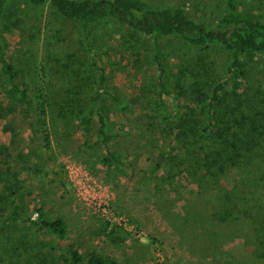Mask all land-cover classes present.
I'll use <instances>...</instances> for the list:
<instances>
[{
  "label": "rangeland",
  "instance_id": "obj_1",
  "mask_svg": "<svg viewBox=\"0 0 264 264\" xmlns=\"http://www.w3.org/2000/svg\"><path fill=\"white\" fill-rule=\"evenodd\" d=\"M151 1L186 2L189 13L206 15L204 19L227 6L225 0ZM238 1L264 8V0ZM56 15L47 5L10 0L0 19L3 46L30 96L37 84L44 83L57 109L70 100L85 108L101 91L99 101L110 119L111 132L116 133L113 141L124 160L120 165L124 173L99 162L105 148H89L71 117L48 112L49 147L44 146L33 107L22 111L18 105L17 110L0 117V168L5 170L2 176L8 186L17 191L14 197L23 203L25 214L34 203L44 204L65 224L60 236L27 224L12 225L0 239V264H11L15 255L22 259L21 264L51 263L55 251H64L68 245L85 253H101L116 264H189L199 257L193 252L197 238L183 239L185 213L180 206L198 187L168 159L173 136L168 122L172 118L164 121L150 109L158 90L152 39L138 36L140 40L131 45L118 23L103 21L94 27L89 50L77 24ZM161 46L170 82L178 75L177 67L183 60L191 61L196 50L174 37L162 38ZM209 53L214 71L223 72L228 51L217 48ZM99 67L105 70L101 90ZM246 69L247 84L254 98L261 101L264 56H249ZM201 85L208 89L206 80L201 79ZM109 93L126 104L117 105ZM0 101L8 104L2 93ZM98 126L95 117L92 140ZM163 152L167 160L160 157ZM9 192L7 189L6 194ZM242 241L239 232L230 233L225 242L215 246L212 258L222 259V264H235L230 262L234 258L263 264L264 248L259 252L253 246L244 250ZM209 262L211 258L202 263Z\"/></svg>",
  "mask_w": 264,
  "mask_h": 264
},
{
  "label": "trees",
  "instance_id": "obj_2",
  "mask_svg": "<svg viewBox=\"0 0 264 264\" xmlns=\"http://www.w3.org/2000/svg\"><path fill=\"white\" fill-rule=\"evenodd\" d=\"M9 1L0 0V19ZM26 1L34 6L47 5L56 16L75 22L89 50L93 47L94 27L103 21L118 23L131 45L140 40L138 36L152 39L158 90L149 103L150 109L164 121L172 118L168 122L173 135L168 159L171 164L177 163L173 167L187 173L198 187L188 198L184 197L180 206V211L185 213L183 239L197 238L193 252L199 257L191 259L189 264H203V260L210 258V264H222V259L212 258L215 246L236 231L243 239L244 250L253 246L259 252L264 248V98L261 101L254 98L246 81L249 56H264V8L225 0V9L204 19L206 15L189 13L186 2ZM167 37H174L196 50L191 61L182 59L177 67L178 75L170 82L161 58V39ZM217 48L228 51L223 72L214 71V60L209 53ZM104 71V67H99L100 90L105 81ZM41 72L45 76L44 66ZM40 78L41 75L39 81ZM201 79L206 80L208 89L201 85ZM100 92L93 95L91 104L86 103L85 108L75 100L55 108L44 83L37 84L30 96L0 38V93L8 103L3 105L0 101V117L17 110L18 105H22V111L33 107L46 147L50 146L48 112L52 116L61 113L71 117L85 135L84 143L89 148L94 149L96 145L105 148L106 154L98 156L99 162L124 173L120 167L124 160L114 145L116 133L110 130V119L99 101ZM109 95L117 105L126 104V100L114 93ZM95 117L99 126L92 140ZM165 156L164 152L160 155L167 160ZM4 173L0 168V239L8 228L19 224H27L39 232L63 235L62 218L50 214L44 204L34 203L31 212L25 214L23 203L14 197L17 191L8 186ZM7 189L10 192L6 194ZM54 257L52 264H116L101 253H85L73 245L64 251H55ZM21 260L15 255L11 264H21ZM230 262L247 264L235 258ZM260 262L264 264V258Z\"/></svg>",
  "mask_w": 264,
  "mask_h": 264
}]
</instances>
